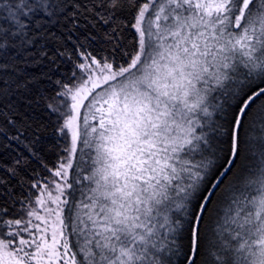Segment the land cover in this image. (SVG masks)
I'll return each instance as SVG.
<instances>
[{
    "label": "snow or ice",
    "instance_id": "snow-or-ice-1",
    "mask_svg": "<svg viewBox=\"0 0 264 264\" xmlns=\"http://www.w3.org/2000/svg\"><path fill=\"white\" fill-rule=\"evenodd\" d=\"M0 264H264V0H0Z\"/></svg>",
    "mask_w": 264,
    "mask_h": 264
},
{
    "label": "trees",
    "instance_id": "trees-1",
    "mask_svg": "<svg viewBox=\"0 0 264 264\" xmlns=\"http://www.w3.org/2000/svg\"><path fill=\"white\" fill-rule=\"evenodd\" d=\"M69 47H71V45H69ZM70 66H71V65H70L69 63L64 62V63L62 64V66H61L60 71L57 72L55 75H56L57 77H59V76L62 75L64 72H66V71L68 70V68H70ZM49 131H51V129H49Z\"/></svg>",
    "mask_w": 264,
    "mask_h": 264
}]
</instances>
